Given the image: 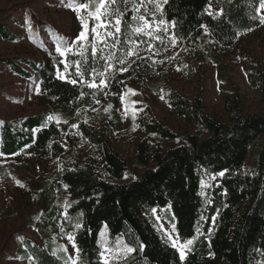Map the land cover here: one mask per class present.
Returning a JSON list of instances; mask_svg holds the SVG:
<instances>
[{
    "label": "trees",
    "instance_id": "1",
    "mask_svg": "<svg viewBox=\"0 0 264 264\" xmlns=\"http://www.w3.org/2000/svg\"><path fill=\"white\" fill-rule=\"evenodd\" d=\"M136 2L139 5V0ZM260 3L261 0H168L162 4L164 20L169 24L176 22L172 30L181 51L175 60L183 73L201 76L208 55L218 63L220 57L237 50L250 63L244 71L264 102V62L256 61L247 52L245 40L252 32V42L264 38V24L260 23V10L257 11ZM98 4L99 0H90V12L94 13ZM209 5L211 16L205 12ZM113 6L126 12L122 17L121 45L116 50L119 56L128 50L124 42L130 36L137 41L147 38L132 35L129 25L136 26L130 20L133 13L125 10L122 0ZM141 7L137 15H142ZM28 8L18 4L0 10L2 39H20L11 23L20 24L19 18ZM202 25L207 26V33ZM89 39L85 57L69 62L70 77L78 81L76 86L56 78V66L63 71V64L49 49L44 48L47 58L41 61L0 58V68L39 84L47 95L44 105L49 113L0 119V156L24 153L33 160L54 165L35 186L23 184L29 195L28 205L38 209L34 222H27L28 225L38 227L47 236L53 235L57 241L66 239L60 232L61 224L65 233L75 232L83 264H98L102 243L99 232L105 224L110 246H115L118 239L123 246L136 249L119 264H255L256 255L264 260V141L259 143L264 136V112L244 114L239 87L233 86L234 90L224 99L225 119L221 120L208 112L202 89L190 98L167 85L154 84L156 92L163 91L172 112L196 131L175 133L157 119L150 107L143 108L138 125L131 132L136 137L143 134L132 160L142 173L122 182L129 175V163L116 152L111 139L113 127L118 128L121 123L116 110L127 87L153 79L157 67L150 55L135 60L128 72H117L115 79L109 80V87L104 90L108 96L98 92L96 99L100 104H95L91 98L94 90L80 83L75 67L79 60L85 81L90 79L92 67H97L100 51L94 59L92 34ZM143 45L147 48L146 44L140 47ZM81 91L86 95L77 99ZM109 104L112 108L105 112ZM87 113H94L93 119L101 125L85 123L83 116ZM49 115L58 116L61 123L57 126L54 121L48 122ZM64 120L68 123L64 124ZM72 124H77L78 129L71 128ZM65 140L69 150L63 144ZM77 140L94 152L84 164L79 161ZM173 142L178 144L171 147ZM251 151L254 160L248 165ZM221 171L225 175L219 185L204 195L202 172L212 176ZM66 200L71 205L68 220L63 215ZM167 207L181 242L195 238L192 245L186 246L184 261L165 243L152 214L154 208ZM76 220L82 224L81 229L71 226ZM19 239L21 259L27 264H65L67 260L66 253L54 254L53 243L42 247L25 237Z\"/></svg>",
    "mask_w": 264,
    "mask_h": 264
},
{
    "label": "rangeland",
    "instance_id": "2",
    "mask_svg": "<svg viewBox=\"0 0 264 264\" xmlns=\"http://www.w3.org/2000/svg\"><path fill=\"white\" fill-rule=\"evenodd\" d=\"M82 3L90 4V0H0V10L9 9L18 4H25L29 7L24 15L19 18L18 22L20 24L11 23L20 35V39L9 42L0 37V58H27L33 61H41L47 58L43 52L44 48L49 49L51 54L57 56L60 60L66 59L70 62L73 59L84 58L89 48V38L92 34L91 27L95 21L89 17V9L80 13L73 11L75 5ZM141 8L142 15H145V8L148 9L149 13L155 12L154 4L148 3V0H145ZM113 11L114 6L109 4L104 13L105 18L112 19L111 13ZM260 15H264V9L260 10ZM80 16L88 19L89 38L87 41L74 43L79 31L83 30L81 20L78 19ZM146 19L152 22L151 15H146ZM160 19L164 18L160 12H156V21ZM158 34L165 35L163 32ZM172 34V27H169L167 35L171 36ZM253 34L254 32L246 35L247 52L256 61L264 62V38L252 42ZM58 42L62 48L74 45L72 51L68 52L66 57H60L56 53L55 48ZM92 43L99 44V40L94 39L92 36ZM153 43L155 48L160 50L159 55H155L154 51L141 50L140 56L145 58L150 55L153 61H164V63H155L157 68L154 70L153 79L141 80L135 85L128 86L127 89H133L135 94L129 93L116 110V116L121 123L118 128L113 127L111 139L116 152L129 163V175L122 182H128L142 173L132 164V160L136 156L137 143L143 136V134H140L136 137L135 134L131 133L138 125V118L141 115L140 111L137 112L136 119L133 121V109L150 107L157 119L175 133L182 134L196 131L172 112L165 101L163 91L156 92L153 88L154 84L160 83L162 87L167 85L169 88H174L190 98H195L202 89L208 112L221 120L225 119L224 99L230 91L234 90L233 86L239 87L243 98L242 108L244 114L264 112V102L261 100L259 93L250 85L244 71V67H250V63L245 61L241 52L234 50L233 54L220 57V51L217 49L216 55L220 57V62H214V59L208 55L203 61L202 75L195 73L188 76L176 64L175 59L181 51L178 41L175 47L167 44V37L165 45H161L158 41ZM165 47H167V51L164 50ZM82 48L86 49L83 57L79 55ZM140 48L145 49L146 47L143 45ZM135 60L140 59L133 56L128 63L132 64V61ZM103 64L104 61L100 60L96 67L98 71L103 70ZM120 67H128V64L115 66V68ZM162 78L166 79L161 81ZM69 79L72 78L69 76ZM91 79L92 76L88 81ZM99 80L100 77L97 76L96 83H99ZM36 86L37 84H34L30 79H24L13 74L8 68H0V119L11 120L41 112L49 113L44 105L47 95L41 89L40 93L37 94ZM133 101L136 103L133 104ZM125 105L128 108L127 113H125ZM93 116L94 113H87L83 116V119L91 125L100 126L101 123L96 122ZM263 141L264 136L259 139V143ZM63 144L68 150L70 149L66 140L63 141ZM177 144L173 142L170 146ZM77 145L79 161L84 164L86 160L94 156L93 149L79 140H77ZM254 155V151H251L247 159L248 165L253 164ZM0 167V264H27L21 259L20 236L42 247H45L47 243H53V252L57 256L64 253L61 251V246L66 247L67 256L75 258L76 251L67 239L57 241L53 235L47 236L38 227L28 225V223L34 222L33 215L38 209L33 205H28L29 195H27L26 189L20 185L28 183L35 186L42 177L54 169L53 163L45 160H33L26 154L20 153L10 157L0 156ZM5 171H8L9 174ZM202 176V192L204 195L210 189L218 186L219 180L222 178L219 175L206 176L203 172ZM213 176L216 178L214 180L210 179ZM152 214L156 220L157 229L162 236H164V230L171 231V226L175 223L169 207L156 208V212L153 213L152 211ZM157 217L160 218L159 221ZM160 225L163 226L162 229ZM102 231L107 235V246L115 248L116 245L112 247L109 244L110 238L107 228L104 227ZM17 234H20L19 237H16ZM177 234L176 229L173 237L175 238ZM164 237L167 239L166 236ZM119 242L120 246L124 247L122 241ZM5 252L9 254L5 255ZM128 255L126 254L124 258ZM255 259V264H264V260L260 256L256 255Z\"/></svg>",
    "mask_w": 264,
    "mask_h": 264
},
{
    "label": "snow or ice",
    "instance_id": "3",
    "mask_svg": "<svg viewBox=\"0 0 264 264\" xmlns=\"http://www.w3.org/2000/svg\"><path fill=\"white\" fill-rule=\"evenodd\" d=\"M125 10L128 11L130 10L133 14L130 17V20L132 22H135L136 26L131 27V32L132 35H143L147 39L145 40H134L131 38V36L125 40L124 46L127 47V51H122L119 56L116 55V50L117 46L121 45V40H120V34L122 32V17L126 14V12H121L120 9L117 7L114 9V11L111 13V16L113 17L112 19H106L105 18V10L106 7L109 4L115 5L117 3V0H99V4L95 8V12H89V17L95 21V23L91 27V33L94 39L99 40V44H93L92 46V56L95 59L97 55V50L99 49L100 51V57L99 59L101 61H104L103 64V70L98 71L96 67H92L91 69V76L92 79L90 81H85L84 79V72L81 70V62L79 60L75 61V67H76V75L79 77L80 83L81 84H86L88 89L94 90L91 94V98L93 99L95 104H100V100L96 99V95L98 92H103L105 96H108L109 93L104 91L106 88L109 87V80L110 79H115L117 72L119 73H124L128 72L129 68L132 66L131 64L128 63V58L135 56L137 59H144L143 57L140 56V51L141 50H146L149 52H153L155 55H159V49L155 48L154 41H158L161 45L166 44V37H167V44H170L171 46L175 47L177 43V37L173 33L171 36H168V30L169 27L175 28L176 22L172 21L171 24L166 22L164 19H160L159 21H156V12H160L161 15L162 13V4H167L168 0H148V3L154 4L155 12H148V9L145 8V15H137V13L140 11V6H143L145 3V0H139V5L137 4L136 0H122ZM129 5H131V8L129 9ZM89 9V4L88 3H82L75 5L73 7V11L80 13L84 10ZM264 9V0H261L259 10ZM205 12L211 16L212 12L210 11V5L208 8L205 9ZM222 14V13H221ZM146 15H151L152 16V22H150L148 19H146ZM78 19L81 20V26L82 29L79 31L78 36L75 38L74 43H79L83 41L88 40V32H89V22L88 19H85L83 16L78 17ZM260 23L264 24V15L259 16ZM202 27L205 30V33H207L208 29L206 25H202ZM163 32L165 35H159L158 33ZM141 44H146L147 48L146 49H141L140 45ZM74 45H70L67 47H61V44L58 42L55 48L56 53L59 54L60 57H66V54L70 51H72V47ZM167 51V47L164 49ZM86 49L82 48L81 51L79 52L80 56H84ZM150 59V57H149ZM61 63L63 64V71L60 70L59 65L56 66L55 70V76L58 80L66 81L67 83H70L73 86H76L78 81L76 79H69V76L71 75L70 68L72 65L66 60H61ZM87 61L85 60V64ZM118 63L120 65H125L128 64V67H120V68H115V64ZM132 63H135V61H132ZM153 63H164V61H153ZM179 70V69H178ZM99 76L100 80L99 83H96V77ZM42 83V82H41ZM36 93H40V86L37 84L36 86ZM135 94L133 89L128 88L125 93H123L120 97L121 102H124V98L129 94ZM86 93L84 91H81L79 94V97L77 99H82ZM163 99V97H161ZM136 102L133 101V104ZM112 108V105L109 104L108 107L105 109V112H108ZM128 108L125 105V113H127ZM142 111V109H133L132 113V118L133 121L136 119V114L137 112ZM78 114V113H77ZM48 122L54 121L56 125L58 126L61 123L60 118L54 117L52 115H49L47 117ZM64 124H67L68 121L64 120ZM86 123V121H85ZM47 126V125H45ZM77 124H72L71 128L73 129H78ZM39 131V129H37ZM79 134L73 133V135ZM62 170V169H61ZM225 175L224 171H221L219 173V176L223 177ZM134 178V177H133ZM216 177L213 176L210 179H215ZM203 185V182H202ZM23 187V185H20ZM67 185H64V188L67 189ZM211 203V201H209ZM64 211L63 215L65 220L69 219L68 216V209L71 207L70 204H68L67 200L65 201L64 204ZM153 213L156 212V209L154 208ZM82 215V214H81ZM216 215H219L217 212ZM157 220L159 221L160 218L157 217ZM215 223V217H213V224ZM74 229H81L82 224L79 222V220H76L75 223L71 225ZM104 227H107L105 224ZM161 229L163 228L162 225H160ZM60 232L63 233L66 236L67 241H69L72 244V247L76 251V257L73 258L72 256H68L67 260L65 261V264H83V261L80 260L79 258V253L80 249L78 245L75 243V232H67L65 233V229L63 224L60 225ZM173 233H176V225L172 224L171 226V231L164 230V236L167 237L165 243L169 244L171 248L175 249L178 254H179V259L180 261H184L186 259V246L192 245L194 242V237L189 238L186 240V242L181 243L178 234L176 237H173ZM99 237L101 238L102 243L100 244V250H99V261L98 264H113L115 261V264H119V261L124 258L126 254H130L135 252V248L133 247H128L120 246V242L117 239L116 247L111 248L107 246V235L104 231L99 232ZM141 249H143L144 245L140 246ZM61 251L64 253H67V248L61 246Z\"/></svg>",
    "mask_w": 264,
    "mask_h": 264
}]
</instances>
